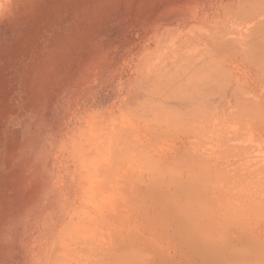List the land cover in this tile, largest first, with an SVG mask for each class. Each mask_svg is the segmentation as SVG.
Here are the masks:
<instances>
[{"label": "rangeland", "instance_id": "rangeland-1", "mask_svg": "<svg viewBox=\"0 0 264 264\" xmlns=\"http://www.w3.org/2000/svg\"><path fill=\"white\" fill-rule=\"evenodd\" d=\"M260 34L264 0H0V264H264Z\"/></svg>", "mask_w": 264, "mask_h": 264}, {"label": "bare ground", "instance_id": "bare-ground-1", "mask_svg": "<svg viewBox=\"0 0 264 264\" xmlns=\"http://www.w3.org/2000/svg\"><path fill=\"white\" fill-rule=\"evenodd\" d=\"M256 14H257V13H256ZM257 15H258V14H257ZM256 24H257V23L255 22V25H254L255 27L257 26ZM254 26L252 25L251 27L253 28ZM251 27H250V31H252V30H251ZM257 27H258V26H257ZM257 27H256V28H257ZM257 29H258V28H257ZM239 30H240V29H239ZM260 31H261V30H259V32H260ZM236 32H237V31H235L234 33H236ZM241 32H242V31H241ZM241 32H240V33H241ZM247 32H249V31H247ZM232 33H233V32H232ZM242 34H243V33H242ZM249 34H250V33H249ZM244 35H246V32L244 33ZM247 35H248V34H247ZM261 35H262V34H260V36H261ZM218 36H219V35H218ZM248 36H249V35H248ZM248 36H247L246 40H248L247 43H248V45H249V43H250V38H251V37L248 38ZM250 36H251V34H250ZM237 37H238V36H237ZM242 37H243V36H242ZM244 37H245V36H244ZM261 37H262V36H261ZM263 37H264V35H263ZM263 37H262V38H263ZM262 38H261V40H262ZM230 39H231V37H230ZM240 39H241V38H240ZM244 39H245V38H244ZM236 40H237V39H236ZM236 40H235V38H233V42L236 41ZM238 41H240V40H238ZM226 42H227V41H226ZM226 42H224V43H226ZM228 42H229V41H228ZM244 42L246 43V41H244ZM244 42H243V41H242V42L240 41L241 44L244 43ZM263 42H264V41H263ZM230 43H232V42H230ZM241 44H240V45H241ZM250 44H251V43H250ZM232 45H233V44H232ZM232 45H231V46H232ZM244 45H246V44H244ZM238 47H239V46H238ZM233 48H236V46L233 47ZM239 48H240V47H239ZM249 48H250V46H249ZM241 49H242V48H241ZM247 49H248V47H247ZM247 49H246V50H247ZM253 49H254V48H253ZM212 50H213V49H212ZM239 50H240V49H239ZM248 50H249V49H248ZM235 51H236V50H235ZM244 51H245V50H244ZM249 51H251V48H250ZM210 52H211V51H210ZM212 52H213V51H212ZM241 52H243V51H241ZM252 52H253V51H252ZM239 53H240V52H239ZM239 53H238V54H239ZM246 53H247V51H246ZM207 54H208V53H207ZM217 55H218V54H217ZM239 55H241V54H239ZM242 55H243V54H242ZM252 55H253V54H252ZM214 56H216V54H215ZM214 56H213V57H214ZM220 56H221V55H220ZM254 56H255V54H254ZM248 57H251V58L253 59V57L250 56V55H249ZM248 57H247V59H248ZM218 58H219V57H218ZM179 59H180V60H183L184 58L182 57V59H181V58H179ZM179 59H178V60H179ZM216 59H217V58H216ZM219 59H220V58H219ZM212 60H213V59H212ZM214 60H215V58H214ZM220 60H221V59H220ZM243 60H244V59H243ZM184 61H186V59H185ZM254 63H255V62H254ZM218 64H219V62H218ZM256 64H257V63H256ZM208 67H209V66H208ZM215 67H216V66H215ZM214 70H215V69H214ZM219 70H220V69H219ZM206 73H207V72H206ZM211 73H212V71H211ZM219 73H220V72H219ZM224 73L226 74V72H224ZM224 73H223V74H224ZM223 74H222V75H223ZM203 75H204V74H203ZM203 75H202V76H203ZM209 75H210V74H209ZM209 75L206 74L207 77H208ZM211 75H212V74H211ZM213 75H215V74H213ZM213 75H212V77H213ZM222 75H221V78H223ZM227 75H228V74H227ZM191 76H192V75H191ZM202 76H200V81H201V77H202ZM206 76H203L202 78H203L205 81H207V80L210 81V79H208V78L205 79V78H204V77H206ZM218 76H219V74H218ZM189 77H190V76H189ZM212 77H209V78H211V81H213ZM215 77H216V76H215ZM225 77H226V76H224V78H225ZM190 78H191V77H190ZM216 78H217V77H216ZM221 78H219V79L222 80ZM203 79H202V81H203ZM208 81H207V82H208ZM237 81H238V80H237ZM235 82H236V81H235ZM207 87H208V88H212V86L209 87V85H208ZM208 88H207V90H208ZM210 92H211V91H210ZM217 92H219V90H218ZM219 93H220V92H219ZM212 94H214V93H213V92H211V94L208 93V95H212ZM217 94H218V93H217ZM220 94H221V93H220ZM224 94H225V96H226V93H224ZM236 95H237V94H236ZM214 96H215V95H214ZM214 96H212V97H214ZM209 97H211V96H209ZM223 97H224V96L222 95V98H223ZM238 97H239V96H238ZM224 98H225V97H224ZM239 98H241V97H239ZM239 98H236V99H239ZM241 99H243V98H241ZM190 100H192V99L190 98ZM193 100H194V99H193ZM193 100H192V101H193ZM220 100H221V99H220ZM192 101H190V102L192 103ZM190 102H189V103H190ZM189 103H188V104H189ZM191 103H190V105H191ZM192 104H193V103H192ZM190 105H189V106H190ZM192 106H193V105H192ZM180 109H181V108H180ZM180 109H178L177 111L181 112ZM183 111H184V109H183ZM183 111H182V112H183ZM189 112H190V111H189ZM193 112H195V111H193ZM177 113H178V112H177ZM187 113H188V112H187ZM179 114H180V113H178V115H179ZM184 114H185V113H184ZM190 114H192V113H190ZM180 115H182V113H181ZM185 115H186V114H185ZM183 116H184V115H183ZM183 116H182V117H183ZM192 116H193V114H192ZM182 117H181V118H182ZM186 117H187V115H186ZM179 118H180V116H179ZM181 118H180V119H181ZM182 119H183V118H182ZM185 119H186V118H185ZM187 121H188V120H187Z\"/></svg>", "mask_w": 264, "mask_h": 264}]
</instances>
